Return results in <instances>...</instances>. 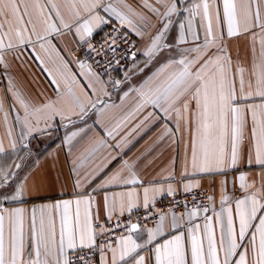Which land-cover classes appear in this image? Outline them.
Segmentation results:
<instances>
[{
	"label": "snow or ice",
	"instance_id": "6c2138e0",
	"mask_svg": "<svg viewBox=\"0 0 264 264\" xmlns=\"http://www.w3.org/2000/svg\"><path fill=\"white\" fill-rule=\"evenodd\" d=\"M119 2L123 3V0ZM179 3L180 0H154L153 3L144 0L143 7L157 20L155 31L148 34L144 46L145 66L153 62L158 66L143 83L124 92L122 101L134 94L132 110L124 120L109 128L103 122L106 110L112 107L101 99L102 95H109L105 82L92 70L91 64L77 60L79 75L87 80L86 87L91 90L90 94L81 87L78 93L75 90L79 84L77 74L71 71L70 61L64 59L53 40L63 36L67 30L70 33L74 31L80 41H87L95 29L107 24L113 16L121 26L131 27L138 36L144 37L145 31L138 29L114 0H0V64L7 69V54L30 48L51 78L56 92L55 98L34 105L10 80L5 90V96L10 93L13 98L8 111H4V98H0V112L4 113L3 120L8 126L6 136H0V154L6 152L5 141L7 150L15 151L21 144L28 148L29 137L34 132L45 130L40 128L41 123L47 128L57 116L74 123L73 116L83 119L91 109L98 116L95 123L103 135L93 138L88 158L99 155V161L77 176L76 189L91 183L101 169L116 159L113 152L118 153L131 134L126 133L117 140L119 130L129 118L137 115H142L143 119L136 128L163 118L174 120L177 131L181 122L191 131V157L190 161L187 156L185 158V174L189 163L193 172L223 173L238 163V146L243 137L246 114L251 112L254 163L264 170V120L258 122L256 113L258 107L264 114V103L244 107L253 96L264 101V0H222V16L216 0H190L191 6L184 8L189 14L187 27L183 23L179 25L177 38L173 17L180 12ZM123 6L142 23L153 27L148 17L135 12L127 4ZM197 16L206 22L202 41L199 33L192 29V18ZM214 20L218 30L214 29ZM187 35L191 36L192 46L177 51V42L187 43ZM241 35H249L254 44L259 38L260 44L259 63H254L249 72L248 92H245V69L239 63L233 66L227 47L228 38ZM106 43L114 53L115 38L110 37ZM87 48L100 54L91 43H87ZM40 53L46 54L57 65L59 80L45 65ZM127 79L126 76L124 81L113 80L112 87L119 88ZM13 110L18 113L15 120L20 125L19 136L14 135L13 126L9 125ZM20 110H23V116L19 115ZM81 131L83 129L71 132L65 137V142L71 143ZM163 135H174V132L165 125ZM229 146L230 151L227 150ZM248 163L253 164L251 155ZM20 167L18 163L14 165L16 170ZM18 176L13 167L7 171L0 168V198L16 201L25 195L26 178L17 182ZM246 179L245 174L239 176L240 187L245 193L242 198L232 201L222 190L219 211L212 196L206 197L207 205L193 202L188 207L185 203V212L180 217L172 213L169 237L162 242L157 238L165 235L163 214L155 227L144 229L146 238L138 222L121 225L118 221L115 227L123 231L114 233L94 222L91 212L94 197L83 191L76 192L75 200L44 205L39 210L31 209L27 227L25 209H2L0 264H91L89 256L81 255L85 249L93 255L99 251L100 264H264V182L256 188L255 183L249 184ZM139 183L134 164L123 160L100 187ZM194 187L198 185L191 182L183 184L185 192H191ZM249 189L254 191L249 192ZM162 191V187H143L144 207L149 206L150 193L154 199ZM174 192L175 189L169 185L167 193L172 195ZM109 199L105 195L104 203L110 220L117 212L120 216L125 211L130 213L140 200V193L135 189L118 193L111 198V205ZM210 211L212 214L208 215ZM201 213H204L202 224L196 222ZM56 215H59L58 232ZM6 216L9 220L7 239ZM185 216L187 223L182 225L180 221ZM98 236L104 237L102 243L98 242Z\"/></svg>",
	"mask_w": 264,
	"mask_h": 264
},
{
	"label": "crops",
	"instance_id": "0c3cea01",
	"mask_svg": "<svg viewBox=\"0 0 264 264\" xmlns=\"http://www.w3.org/2000/svg\"><path fill=\"white\" fill-rule=\"evenodd\" d=\"M62 2V0H58ZM117 7L129 16L133 20L136 27L145 31L144 37L138 36L131 27L123 26L128 29L136 37V55L132 64L124 71L118 73L114 78L108 79L102 76L92 66V70L99 74L100 78L105 82V88L109 95L101 96L107 104L112 107L108 108L103 117V122L106 127H114L117 123L124 120L128 113L132 110L134 105V94L128 98L123 99L124 92L128 91L131 87L139 86L149 76L156 71L158 65L149 63L145 66L146 57L143 55L144 46L148 40V34L155 31V25L157 20L151 17L148 11L143 7L144 0H123L120 3L119 0H114ZM148 3H153L154 0H147ZM124 4L129 5L135 12H139L142 15L149 18L150 24L153 27H149L142 23L137 17L133 16L126 8ZM216 4L220 7L222 16V0H216ZM190 7V0H180L179 8L180 12L173 17V26L175 28V34L179 36V25L185 24L187 27L189 14L184 11L185 7ZM101 15L107 14L101 12ZM112 19L119 21L113 16ZM66 19H69L66 15ZM202 18L197 16L192 18V29L194 32H198L201 41L204 36V24ZM120 24V23H119ZM104 25L94 30L92 35H98L102 32ZM214 29H217V25L214 20ZM218 30V29H217ZM226 33V26H225ZM172 37V31L169 32V39ZM187 43L180 44L177 42V51L185 47L192 46L191 36L187 35ZM84 41H80L73 32H67L63 36H57L53 43L61 50V55L64 59L70 61L69 67L73 73H76V79L79 84L75 90L79 93L81 87L85 92L91 94V90L86 87L87 80L79 75L80 69L77 67L76 61L82 60L75 55L76 50ZM228 51L232 57L233 66L239 63L244 67V80H245V92H248L247 82L249 79V72L252 70L254 63H259L260 57V44L259 38L253 43L249 35H241L238 37L227 39ZM255 48V52L253 51ZM37 51L39 49L37 48ZM45 65L57 75V79H60L58 74L57 65L53 63L49 57L40 53ZM171 55V53H169ZM35 53L26 48L20 52H12L5 56L7 62V69L2 65L5 80L0 86V98H4V111H8L9 104L13 98L11 94L5 96V90L9 87V82L22 93V95L30 100L34 105H40L46 99L55 98L56 92L55 86L51 84L50 77L45 72L35 58ZM141 69H143L141 71ZM128 77L127 81L121 84L119 88H113L111 82L113 80L124 81L125 77ZM63 81L61 80V88H63ZM239 89L238 77H237V90ZM255 90L253 87L252 91ZM95 99V96L92 97ZM264 103L259 96H253L244 107L248 105H259ZM99 107V106H98ZM149 111H153L149 109ZM257 121L264 120V114L257 107ZM18 113L13 110L9 116V125L13 126L14 135L19 136L20 125L16 122L15 117ZM3 112H0V136H6L7 125L3 120ZM19 115L23 116V110H20ZM162 116V114H160ZM98 119L94 110H89L88 114L83 119H78L76 116L72 117L74 123H69L67 120H62L59 116L55 117L50 126L45 128L43 123L40 124V128L45 130L41 132H34L29 137L30 144L28 148L23 147L21 144L15 151L7 150V142L5 141L6 152L0 154V168L5 171L9 167H13L14 171L19 173L18 181L23 182L26 178V192L25 195L16 201L4 200L0 198V210L7 209L11 211L15 208H23L26 210V227L27 221L31 216V209H40L44 205H54L57 202L64 200H75L77 196L76 192L83 191L94 197L91 212L94 217V222L105 221L108 219V212L105 208L104 197L107 195L109 204L111 205V198L118 193H126L132 189H135L140 193V200L136 207L132 211L143 208V187L154 186L162 187L164 191L157 193L153 199L150 193L149 205L156 201L170 196L167 193L169 185L175 189L174 194L183 192V184L193 183L198 185L195 189H205L209 192L210 196L214 198L215 208L220 210L221 192L222 190L231 198L232 201L242 198L244 196V190L240 187L239 176L241 174L246 175V182L249 184L255 183L256 188H260L261 183L264 182V170L258 165H255V151H254V139L252 135L253 120L251 112L246 114V120L243 128V137L238 146L239 160L235 167L227 168L223 173L218 172H193L190 163L185 174V158L190 161L191 157V131L181 122L179 130H176V123L174 120L157 119L155 122H148L139 128L136 125L141 123L143 119L142 115H137L129 118L119 130L117 140L126 133H131L127 137V141L119 152H113L116 157L114 161L101 169L91 183L84 185L82 189L74 188V183L77 176L90 170V168L99 161V155L96 157L88 158V152L93 147L92 140L95 137L103 135L100 126L95 123ZM165 125L169 129H172L174 135H163ZM136 128L135 131H132ZM78 135L71 143L65 142V137L73 131H79ZM257 135H259V126L257 125ZM230 151V146L227 149ZM249 155L253 159V164L248 163ZM123 160H128L134 164V171L137 173L139 184L136 185H124V184H107L104 187L100 185L111 176L122 163ZM20 164V169L14 168L15 164ZM222 182H226L223 183ZM249 192L254 189H249ZM74 211V205H73ZM83 211V209H82ZM131 211V212H132ZM185 212V211H184ZM129 213L125 211L124 214ZM211 211L208 215H211ZM165 235L158 237L157 240L161 241L169 237L168 226L171 223L172 213H165ZM177 217H180L181 213H175ZM119 213L112 215V218L119 217ZM204 213L200 214V218L196 220L197 223H203ZM39 222V211L37 212V223ZM55 223L57 232L59 231V215L55 217ZM157 223V222H156ZM156 223L150 226H141V233L146 238L145 228H153ZM180 223L186 224L187 217L185 216ZM9 229V220L6 216L5 219V235L7 239ZM218 231V229H217ZM146 254V253H145ZM100 264V256L96 263Z\"/></svg>",
	"mask_w": 264,
	"mask_h": 264
},
{
	"label": "built area",
	"instance_id": "2783aa9c",
	"mask_svg": "<svg viewBox=\"0 0 264 264\" xmlns=\"http://www.w3.org/2000/svg\"><path fill=\"white\" fill-rule=\"evenodd\" d=\"M110 37L115 38L116 41L114 53L109 48L108 43H106ZM87 43H91L100 54L97 55L96 52L89 51ZM75 55L91 64L102 76L112 79L118 73L124 72L132 64L136 55V37L116 20L110 18L109 22L104 24L100 34L92 35L87 41L82 42ZM4 80L5 74L0 64V86L4 83ZM207 196H210V194L205 189H195L191 192L183 191L160 199L147 208L143 207L123 216L105 221H96L95 223L106 229L113 230L114 233L123 231L122 228L115 227L118 221L121 225L128 222H138L141 226H150L159 220L161 214L183 213L185 211V203L188 204V207H191L193 202L207 205L209 203L206 199ZM97 240L102 243L104 237L98 236ZM81 255L89 256L91 264H94L98 261L100 253L97 251L93 255L85 249Z\"/></svg>",
	"mask_w": 264,
	"mask_h": 264
}]
</instances>
